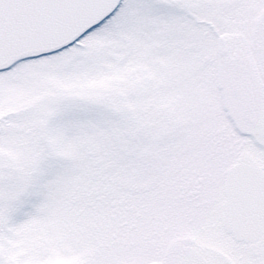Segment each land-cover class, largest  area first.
<instances>
[{
    "label": "snow or ice",
    "instance_id": "1",
    "mask_svg": "<svg viewBox=\"0 0 264 264\" xmlns=\"http://www.w3.org/2000/svg\"><path fill=\"white\" fill-rule=\"evenodd\" d=\"M0 264H264V0H0Z\"/></svg>",
    "mask_w": 264,
    "mask_h": 264
}]
</instances>
